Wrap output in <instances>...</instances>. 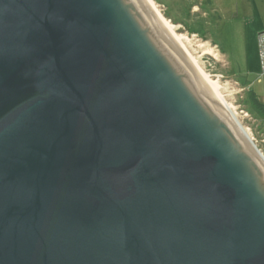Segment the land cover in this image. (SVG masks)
I'll return each mask as SVG.
<instances>
[{
    "label": "water",
    "instance_id": "water-1",
    "mask_svg": "<svg viewBox=\"0 0 264 264\" xmlns=\"http://www.w3.org/2000/svg\"><path fill=\"white\" fill-rule=\"evenodd\" d=\"M233 119L146 0H0V264H264Z\"/></svg>",
    "mask_w": 264,
    "mask_h": 264
},
{
    "label": "rangeland",
    "instance_id": "rangeland-1",
    "mask_svg": "<svg viewBox=\"0 0 264 264\" xmlns=\"http://www.w3.org/2000/svg\"><path fill=\"white\" fill-rule=\"evenodd\" d=\"M152 1L164 18L176 26V32L187 38V49L197 59L199 66L210 77L214 76L211 79L223 76L222 86L228 81L225 91L230 90L224 92L229 94L225 100L236 109L238 119L264 155V108L257 106L249 96L251 91L262 95L264 100V82L259 83L261 74L258 78H251L244 71L243 74L239 72L249 67L247 70L251 69L256 75L257 66L256 69L252 68L255 64L252 61L256 62L255 54L259 52L257 38L252 37V29L256 23L264 20V0ZM216 44L228 55L234 66L230 72L237 74L241 84L225 73L226 62ZM207 49H213L215 55H205ZM250 54H254V57L251 58ZM234 83H238V86ZM246 84H251V88L245 89L243 86ZM242 88L244 92L239 91ZM241 111L250 116H245Z\"/></svg>",
    "mask_w": 264,
    "mask_h": 264
},
{
    "label": "bare ground",
    "instance_id": "bare-ground-1",
    "mask_svg": "<svg viewBox=\"0 0 264 264\" xmlns=\"http://www.w3.org/2000/svg\"><path fill=\"white\" fill-rule=\"evenodd\" d=\"M146 2L151 7V9L154 11V13L168 27V29L172 33L173 37L175 38L176 42L179 44V46L181 47V49L183 50V52L185 53V55L187 56V58L189 59V61L191 62V64L196 68V70L199 72V74L202 76V78L205 80V82L208 84V86L211 88V90L214 92V94L220 100V102L226 107V109H228V111L232 115V119L233 118L236 119L242 125V123L240 122V120H238V116H237V114H236V112L234 110V107L232 105H230L225 100L222 92L220 91V86H219L218 82L215 81V80H213V79H211V77L199 66L197 59L195 57H193V55H191L190 51L187 49V47L185 45V41L187 40V38L185 36L180 35V34H178L176 32V29H177L176 26H174L171 22H169L167 19H165L164 16L156 9V6L154 4V1H152V0H146ZM205 55H213L214 56L215 53L213 52V49H207L205 51ZM216 57H217V55H216ZM242 127H243V125H242ZM243 129H244L245 133L247 135H249V137H250V134L248 133V130L245 129L244 127H243Z\"/></svg>",
    "mask_w": 264,
    "mask_h": 264
},
{
    "label": "crops",
    "instance_id": "crops-1",
    "mask_svg": "<svg viewBox=\"0 0 264 264\" xmlns=\"http://www.w3.org/2000/svg\"><path fill=\"white\" fill-rule=\"evenodd\" d=\"M252 31H253V38L254 39H256L257 38V41H258V35L261 33V32H263L264 31V20H262V21H259L258 23H256L255 25H254V29H252ZM218 47H219V45L218 44H216ZM219 50L221 51V53H222V56H223V59L225 60V62H226V70H225V73L227 74V76L229 77V78H231V79H233V80H235V81H237V82H241L240 80H239V78H238V76H237V74L236 73H232V72H230V71H233L234 69H233V64H231V62H230V60H229V58H228V55L226 54V53H224L223 51H222V49L219 47ZM243 50V49H242ZM248 51H249V49H248ZM258 52H259V48H258ZM250 55H252V57L251 58H253L254 57V54H250ZM255 56H256V62H253L252 61V64H254V65H252V68H254V69H256V66H257V69H256V75H253V71L251 70V69H249V70H247V68H249V67H247L246 68V70H240L239 72L240 73H242L243 74V72L242 71H244V73H245V75H248L249 77H251V78H253V77H259V74H261V62H260V55H259V53H258V55H257V53L255 54ZM235 74V75H234ZM257 77V78H258ZM264 81H262L261 80V75H260V77H259V83H263ZM258 83V84H259ZM241 84V83H240ZM256 84V83H255ZM255 84H254V89H255ZM244 88L246 87V88H248V89H250L251 88V84H246L245 86H243ZM259 87H260V85H259ZM245 88V89H246ZM249 96H251L252 97V99H256V100H258V102H264V100H263V96L262 95H259V94H255L254 92H251V91H249ZM263 102L261 103V104H263Z\"/></svg>",
    "mask_w": 264,
    "mask_h": 264
},
{
    "label": "built area",
    "instance_id": "built-area-1",
    "mask_svg": "<svg viewBox=\"0 0 264 264\" xmlns=\"http://www.w3.org/2000/svg\"><path fill=\"white\" fill-rule=\"evenodd\" d=\"M258 48H259V55H260V62H261V80L262 81H264V31L263 32H261L259 35H258ZM212 78H214V76H211ZM222 80H223V76H218L217 78H216V80L215 81H217L218 82V84H219V86H220V91L222 92V94H223V96H224V98L227 100V96L229 95L228 93H224V92H228L229 90H230V88H229V90L228 91H225V86H228L227 84V82H225L226 84H225V86L223 85L222 86ZM235 84V86H238V83H234ZM240 92H244V89L242 88V89H240L239 90ZM234 110H235V112H236V109L234 108ZM245 116H247V117H249L250 116V114H248V113H246V112H244V111H241ZM236 114L238 115V113L236 112ZM239 120V119H238ZM241 122V121H240ZM251 140L253 141L254 139L253 138H251Z\"/></svg>",
    "mask_w": 264,
    "mask_h": 264
},
{
    "label": "trees",
    "instance_id": "trees-1",
    "mask_svg": "<svg viewBox=\"0 0 264 264\" xmlns=\"http://www.w3.org/2000/svg\"><path fill=\"white\" fill-rule=\"evenodd\" d=\"M253 102H254L257 106L261 107L262 109L264 108V105L261 104L260 102H258V100L253 99Z\"/></svg>",
    "mask_w": 264,
    "mask_h": 264
}]
</instances>
